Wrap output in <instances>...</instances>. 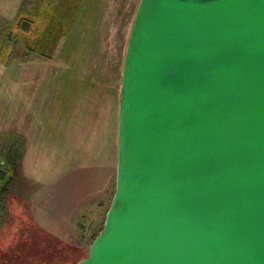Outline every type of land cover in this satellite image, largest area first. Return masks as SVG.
<instances>
[{"label": "water", "instance_id": "obj_1", "mask_svg": "<svg viewBox=\"0 0 264 264\" xmlns=\"http://www.w3.org/2000/svg\"><path fill=\"white\" fill-rule=\"evenodd\" d=\"M116 136L76 264H264V0H139Z\"/></svg>", "mask_w": 264, "mask_h": 264}, {"label": "rangeland", "instance_id": "obj_2", "mask_svg": "<svg viewBox=\"0 0 264 264\" xmlns=\"http://www.w3.org/2000/svg\"><path fill=\"white\" fill-rule=\"evenodd\" d=\"M35 1L36 3L41 2V0ZM74 1L57 0L55 3L61 4L64 8L68 2ZM27 3L30 1L0 0V10L1 12L3 10L0 13L3 18L0 19V39L7 46L12 44L10 52L13 56V59L6 61L3 66V87L12 86V71L14 70H18L20 75L23 74L24 80L28 79L27 74H32L33 77L29 80L33 85L38 86L45 76L44 79H48L45 84L49 87L51 95L50 116L46 119L38 112V115L34 117L35 123L44 119L47 122L50 119L51 124L55 125L54 130L59 131L63 141L57 138L58 146L55 148L58 150L55 152V158L51 159V167L55 168L54 165H56L57 175L47 176V168H50L48 165L44 168V173L40 174L46 177L42 180L46 188H43V185L38 187L32 181H30L31 186L17 184L22 189L17 188L16 183L26 180L27 176L25 177L19 168L13 175L7 161L11 140L16 138L11 136L9 125L10 117H12L9 111L10 95H4L6 99L1 105L2 109L0 106V170L2 171H0L2 173L0 198L4 195L7 197L10 192L19 198V202L16 203L18 206H12L11 209L24 212L28 210V212L26 215L24 213L11 214L13 218L9 222H3L5 227L0 231V252L22 242V238L19 242V237L23 235L22 230L26 223L24 219L28 216L39 224H45L41 221L45 216L43 207L47 202V204H52L50 200H55L54 205L58 202L63 204L59 211L58 207L54 210V216L51 215L56 223L62 224V228L55 231L59 234L58 237L54 238L60 241L66 249L62 259L69 260V255L72 254L75 258L76 255H83L85 258L91 239L103 226L105 209L100 213L101 220L96 233L82 241L78 235L79 229L76 228L84 208L82 203L85 202L88 206L90 202L93 203L95 199H98L99 202L105 203L107 208L115 190L116 130L121 72L125 48L139 0H84L83 4L77 8V19L72 29L69 30L70 32L57 37V42L53 40L52 43L47 44L48 49L53 50L52 58L48 60H42L36 54L32 55L35 58L27 60L25 56L29 55L26 49L29 42L25 38H29V34L22 35L23 38L17 39L14 43L12 40L10 43L5 36L8 30L6 19L12 18L18 9L19 15L24 14ZM19 15L15 19L20 23L24 18ZM62 90L74 91V93L63 94ZM53 91L57 94H53ZM58 119L61 121L60 125L58 122L53 123ZM45 121L43 125H46ZM32 122L34 123L33 118ZM47 124L50 123L47 122ZM35 128L43 129V138L47 139L48 133L45 134L46 129L43 126L36 125ZM20 139L23 140L21 137ZM104 139L109 140V156ZM101 140L105 143L102 146L103 150L100 149ZM44 150L46 152V147ZM62 151H66V158ZM106 158L109 159V163L114 164V171L112 167L106 171L101 168V163L105 164ZM64 170L67 172L61 173ZM60 177L62 178L57 182H61V185L56 183V186L52 187L53 189L50 188L47 194V186ZM19 196L25 200L22 201ZM90 197L92 200L89 199ZM24 202L28 203V206ZM6 205L7 203L2 204V199H0L2 216L6 215V208L10 209V204ZM65 206L67 213L64 211L63 214ZM81 225H84V220L81 221ZM52 246L57 247L56 241H53ZM78 250L82 252L75 253ZM7 258L9 259L8 254ZM38 264H49V261H41Z\"/></svg>", "mask_w": 264, "mask_h": 264}, {"label": "crops", "instance_id": "obj_3", "mask_svg": "<svg viewBox=\"0 0 264 264\" xmlns=\"http://www.w3.org/2000/svg\"><path fill=\"white\" fill-rule=\"evenodd\" d=\"M28 1H30V3H27V14L29 16H31V15H34L35 12L44 11L46 9V5L48 4V2H50L52 0H41L40 3L39 2L36 3L35 0H28ZM46 1H48V2H46ZM83 1L84 0L79 1L77 8H78V6L80 7L83 4ZM77 8H76V11H77ZM18 10L15 12V14L13 15L12 18H9V19L7 18L6 20H8V21L14 20L15 17L19 15L18 13L20 11H18ZM76 11H75L74 22H73L72 27L74 26L75 20L77 19V13L78 12L76 13ZM2 12H3V10H2ZM2 12L0 10V13H2ZM0 19H3L2 16H0ZM72 27H71V29H72ZM0 36H1V34H0ZM43 42H44V40H43ZM2 45H3V40L0 39V106L3 105V102L6 99V98H4V95L9 94L10 95V101H9L10 102V104H9L10 110L9 111H10V115L12 116V117H10L9 125L11 126V128H10V131L12 133L11 136L16 138L15 140L12 139L11 143H10V149H9V156L11 158L10 169H11V172L13 173V175L15 174V170L17 168H19V169H21L22 174L25 175V177L27 176V179H26L27 181L24 180L22 182H18V183H16V185L18 184V185L23 186V185L28 184L29 186H31L30 184H32V182H34L33 183L34 185H36L38 187H41V185H43V188H46L45 183L42 182V180L46 177L40 176V174L44 173V168L48 165V167H50V168L46 167L47 168V176L50 174H54L55 176L57 175L56 165H54L55 168L51 167V159L55 158V152L58 150L57 148H55V146L56 147L58 146V140L63 141L60 138L59 131L54 130L53 127L55 125L51 124L50 119L47 120V122L50 123L49 125L47 124L45 119L43 121H45L46 125H43V121L35 123V119H34L35 115H38V112H40L43 115V117L46 119H47V117L50 116V101L49 100L51 99V95H50L49 87L46 86V84H45L48 82V79H44L45 78V76H44V78L41 80L39 86L33 85V83L29 80L30 78L33 77L32 74H30V75L27 74L28 79L24 80L23 79L24 75L23 74L20 75L18 70H14V71H12V78H13L12 86L3 87V66H4V63L6 61L8 62L9 59H11L13 56L11 55V52H10V54L7 55L6 58H4V56L2 54V50H1ZM35 54L36 53H31L25 57L27 58V60H30L31 58H35V57H32V55H35ZM36 56H38V58H40L42 60L43 59L48 60V58H46L44 56H40L39 54H36ZM16 58H17V56H16ZM20 77H21V80H19ZM4 88L6 90H4ZM64 91H67V90H62L61 93H63V94L74 93V91H67V92H64ZM55 93L57 94V92L53 91V94H55ZM1 109H2V106H1ZM32 118L34 120V123L32 122ZM54 122L55 123L58 122V125L61 124L60 119L53 121V123ZM36 125L43 126L44 129H46L45 134L48 133L47 139L43 138V133H44L43 129L35 128ZM20 137L23 138V140H21ZM57 138H58V140H57ZM37 141H38V143H37ZM104 141H106V143H107L106 152L108 151V156H109V140L104 139ZM104 141L103 140L100 141L101 142V148H100L101 150L104 149L102 147L105 144ZM45 147H46V152L44 150ZM64 148H65V145H64ZM61 150H63V147H61ZM65 152H63V154H64V157L66 158ZM106 159L107 160H106L105 164H104V162L101 163L102 164L101 168H104V170L106 171L112 167L113 168L112 170L114 171V164L109 163L108 158H106ZM18 162H19V164H18ZM85 163H87V161H85ZM88 164H90L92 166V164L90 162H88ZM84 169H82V170H84ZM66 172L67 171L64 170L61 173H66ZM50 178H51V176H50ZM61 178L62 177H60L59 179H56L54 181V183H52V184L50 183V185L47 186L48 187V191H46L47 194H49L50 188L53 189L52 187L56 186V183L61 185V182H57V181H60ZM30 181H32V182H30ZM12 182L13 181H11V183ZM40 182H42V184ZM0 186H2L1 183H0ZM17 188L22 189V187H19V186ZM8 193L11 194L10 192H8ZM53 194H54V192H53ZM4 196H2L3 198H0V199H2V204L3 203H7V205L10 204V206H9L10 209L6 208V210H7L6 215L2 216L1 213L3 210H2V207H0V210H1L0 211V231L3 230V228L5 227L3 225V222H9L10 219L13 218V217H11V214H19L20 215L21 213H24V215H26V212H28V210L26 212L19 211V210H12L11 209L12 206H18V204H16V203L19 202V198H16L14 195L11 194L12 197L10 199L8 198L9 199V201H8L7 197L4 198ZM20 198L22 201L25 200L22 196ZM89 199L92 200V197H90ZM50 202L52 204H50V203L47 204L48 203L47 202L45 204V207H43V209H44L43 215H45V216H44L43 220H41V221H44L45 224L37 223L30 216H28L27 219L26 218L24 219V220H26V223H25V226L23 225L24 226V228L22 230L23 235L21 237H19V242H20V238H22L21 241H23L26 238L28 240L29 250L39 251L43 256H47V255H45V254H48V252L46 250H49V251H52V252L58 254L59 256H61L62 254L64 255L63 252L66 249L63 248L64 245L61 244L60 241L55 240L54 238L58 237L59 234L57 232L55 233V231L60 230L62 228V224H60L59 222L56 223V221H54V219L51 217L54 216V213H53L54 210L58 207V211H59L61 209V207L63 206V204H61V203L59 204V202H58L57 205H54L55 200H50ZM101 202H99L98 199H95L94 202L93 203L90 202V204L88 206L85 205L86 204L85 202L82 203L84 208L82 209L83 212H82V215L80 217V221L78 222V227H76L77 229H79L78 235L80 236V240L85 241L86 239L92 237L93 234L96 233V230H97L98 225H99L100 220H101L100 219V213L102 210L105 209V215H106V212L110 206V203L106 208L105 203H101ZM110 202H111V200H110ZM24 203L28 206V203H26V202H24ZM66 208L67 207L65 206V209H63V214H64V211L67 213ZM48 214L50 216H48ZM105 215H104L103 219H105ZM82 220H84V225H81ZM29 225L31 226V228H33V231H30V229H28ZM93 225H94V228H92ZM18 226L19 225L17 223V227ZM54 229H56V230H54ZM34 235H36V237H38L40 239H44L45 241L43 243L37 242ZM31 240H33V243H30ZM53 241H56L57 247L52 246ZM81 252L82 251L78 250V252H75V253H81ZM44 258H46V257H44ZM79 260H81V259H79ZM43 262H45V260H43ZM56 263L61 264V260H57ZM49 264H50V261H49Z\"/></svg>", "mask_w": 264, "mask_h": 264}, {"label": "trees", "instance_id": "obj_4", "mask_svg": "<svg viewBox=\"0 0 264 264\" xmlns=\"http://www.w3.org/2000/svg\"><path fill=\"white\" fill-rule=\"evenodd\" d=\"M79 1L80 0H75L72 3L68 2L66 4V7L64 8L61 7V4L57 5L55 3L57 2V0H52L50 2L46 1L48 2V4L46 5V9L42 12H35V14L31 16L27 14L26 6L25 13L20 15V17L22 16V18H24L26 21H24V19H22L20 23L18 22V20L16 21V19L5 21L8 28L5 34V36H7V40H9L10 43L12 40L14 43L17 41V39L23 38L22 35L29 34L30 37L25 38V40L29 42L26 48L27 52L29 54L36 53L46 58H52L53 50H49V45L47 44H49V42L52 43L53 40L57 42V37L66 34L69 29H71L74 22L75 11L77 5L79 4ZM27 19L30 21H28ZM56 34L57 36H55ZM11 46V44L7 46L6 43H3L1 50L4 58H6V56L10 54L12 48ZM7 158L8 164L10 165L11 158L10 156H7ZM0 176H2V173H0ZM9 196H11V194L8 193V201L11 198ZM28 229H30V231H33V228H31L30 225ZM97 234L93 236L91 242L97 236ZM34 237L39 243H43L45 241L44 239L36 237V235H34ZM30 243H33V240H31ZM32 251L33 250H29L28 240L25 238L20 244L18 243V245L7 247L4 252H0V264H38L43 260L50 261V264H57V260H61V264H75L79 259L84 258L83 255H76L75 258L74 254H72L69 255V260L65 258L66 261H64L62 259V256L64 258L63 254L59 256L52 251L46 250L48 254L45 255H47L48 257L44 258V256L39 251ZM7 254L9 256V259L7 258Z\"/></svg>", "mask_w": 264, "mask_h": 264}]
</instances>
